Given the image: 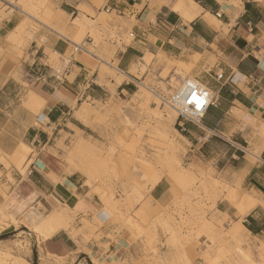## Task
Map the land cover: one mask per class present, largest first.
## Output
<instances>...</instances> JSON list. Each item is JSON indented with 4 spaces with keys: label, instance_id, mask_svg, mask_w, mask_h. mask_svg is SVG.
Returning <instances> with one entry per match:
<instances>
[{
    "label": "crops",
    "instance_id": "1",
    "mask_svg": "<svg viewBox=\"0 0 264 264\" xmlns=\"http://www.w3.org/2000/svg\"><path fill=\"white\" fill-rule=\"evenodd\" d=\"M0 2L8 7L0 11V153L9 164L0 161V222L6 223L0 240L24 232L37 264L46 255L72 264L90 259L89 251L99 261L117 258L119 250L112 249L114 243L106 237L101 243L110 246L102 256L97 240L84 242L81 235H71L63 226L69 218L66 209V215L56 216L61 226L44 246L29 225L59 205L78 215L100 208L83 176L65 172L56 141L64 132L81 131L77 112L84 102L113 94L124 98L146 85L142 81L147 71L141 67L151 56L178 62L213 94L200 120L181 121L178 129L189 144L190 161L214 170L236 190V197L216 200L215 218L230 217L246 234L264 237V205L256 202L246 214L239 213L249 202L246 197L264 202V0H192L189 17L174 7L177 0H52L59 17L56 29L41 23L34 31L24 25L23 46L9 35L24 22L25 12L10 0ZM91 30L100 46L94 44ZM111 30L117 39L109 40ZM77 44L82 47L75 49ZM29 91L41 98L40 121L20 101ZM20 143L28 149L19 169L10 157ZM168 190L161 179L150 188L149 199L165 204L171 199ZM79 201L83 203L78 209ZM139 216L132 215L137 225ZM120 249L125 256L128 250Z\"/></svg>",
    "mask_w": 264,
    "mask_h": 264
},
{
    "label": "rangeland",
    "instance_id": "2",
    "mask_svg": "<svg viewBox=\"0 0 264 264\" xmlns=\"http://www.w3.org/2000/svg\"><path fill=\"white\" fill-rule=\"evenodd\" d=\"M10 1L27 15L24 22L9 35L20 46H23L24 25L34 31L40 29L41 23L56 29L55 22L59 17L56 16L52 0ZM7 8L0 2V11ZM73 23L83 28L77 20ZM61 32L64 34V31ZM89 34L94 44L100 46V38L96 33L91 30ZM107 37L109 40L117 39L113 30ZM73 40L80 41L79 38ZM151 58L147 57L145 63L148 65L141 67L142 71H147L142 82L166 100L174 95L181 82L194 78L176 61L174 64L169 63L170 59L165 57ZM113 70L107 69L115 74ZM140 87L138 85L137 90ZM28 94L20 101L37 113L41 120L42 115L37 109L40 106L38 99L33 98L30 91ZM155 100L158 99L140 102L136 100L135 93L124 98L113 94L108 99L86 101L80 106L77 116L81 131L64 132L56 141L59 158L66 166V173L76 172L83 176L89 188L88 193H96L100 208L102 196H111L115 211H102L98 208L93 214L78 215L73 209L59 205L47 210L48 215L61 217L62 214L66 215L62 209H66L69 218L64 228L71 235H81L84 242L90 238L97 240L98 246L103 249L102 256L110 243H101V237L114 243L111 248L119 250L115 254L117 258L103 257L100 264H264V237H254L238 230L244 241L237 244L231 238V232L228 233L235 224L231 223V218L217 219L213 215L216 200L227 196L226 191L230 185L214 170L199 168L198 164L190 161L189 144L178 129L177 113H174L173 120L168 121V127H162L160 121L167 116V108L163 106L162 100ZM34 125L39 126V123L35 120ZM168 134L173 135L179 144L178 151L172 155L166 141ZM77 138H82L90 148L76 150ZM20 144L18 151L10 157L19 169L25 159L19 156ZM2 156L6 157L1 152L0 161L8 167L9 164ZM167 165L173 168L179 165L180 169L187 170L190 177L182 175L170 178L164 172ZM160 171L164 172L162 179L167 183L171 196L165 204L152 203L149 199L151 186L148 179L153 172ZM82 203L79 201L78 209ZM100 212L102 216L99 217ZM133 214L141 217V231L131 224L132 220L129 222ZM96 217H99L98 221ZM2 227H6V223H0V231ZM30 232L36 234L31 228ZM24 235V232H13L0 240V259L3 262L26 264L28 261L37 264L31 254L32 242L22 238ZM35 236L41 245V238ZM210 238L214 240L213 243ZM120 248L128 250L125 256L121 255ZM89 255L90 259L80 258L72 264H94L91 259L95 257L91 256L90 251ZM95 259L99 260V257ZM40 261L41 264H69L65 258L51 255L41 256Z\"/></svg>",
    "mask_w": 264,
    "mask_h": 264
},
{
    "label": "bare ground",
    "instance_id": "3",
    "mask_svg": "<svg viewBox=\"0 0 264 264\" xmlns=\"http://www.w3.org/2000/svg\"><path fill=\"white\" fill-rule=\"evenodd\" d=\"M174 7L176 9H178L182 14H184V16L186 17H189L188 15V11L191 7H194L193 6V2L192 0H177V3L174 5ZM61 32V31H60ZM60 32H58L60 34ZM62 34V33H61ZM71 40V39H70ZM73 40V39H72ZM74 42V40H73ZM72 42V43H73ZM74 46V45H73ZM84 53V52H83ZM97 56V55H96ZM63 58V57H61ZM65 58V57H64ZM62 61V60H61ZM67 61V60H66ZM63 62V61H62ZM61 64V63H60ZM115 66V65H114ZM113 66V67H114ZM60 67V66H59ZM115 69V67H114ZM187 78V77H186ZM120 81V79L118 80ZM188 81H192L191 78H189L188 80H184V82H188ZM179 86H181V83L177 86V88H179ZM176 88V90H177ZM206 89V88H205ZM208 92V91H207ZM176 93V92H175ZM174 93V94H175ZM30 94L31 96L34 98L36 97V100L39 102V104H41V98L38 97L37 94H35L33 91H30ZM135 96H136V100H140V102H146L148 101L149 99H154V98H157L158 100H155V102H159V99L163 101V106L167 108V116H164L165 119H163L162 121H160L162 127H168V121H171L173 120V117H174V113L177 112V109L176 107H174V105L171 104L170 102V99L169 100H166L164 99L162 96L160 95H157L154 91H152L148 86L142 84L141 87L137 90V92L135 93ZM87 118V117H86ZM39 121H40V118H39ZM163 131V130H162ZM166 132V130L164 131V133ZM176 133H178L179 135H181L177 130H175ZM175 136V135H174ZM182 136V135H181ZM166 141H167V145H168V148H169V151L171 153V155L175 152L178 151V148H179V144H178V141H176V138L173 137V135L171 134H168V136L166 135ZM21 145V149H22V154H20L19 156L20 157H23L24 154L27 153V147L26 145H23V144H20ZM87 148H90L88 147V143H86L82 138L78 139L77 140V145L75 147L76 150H87ZM22 155V156H21ZM166 167V170L164 171L165 173L167 172V174H169V177L171 176L172 178H178V177H181L182 175H185V176H188L190 177V175L186 172L187 170H183V169H180L179 165L178 167L176 168H173L172 165H167L165 166ZM164 172L162 173V171L160 172H153L150 176V178L148 179V182H149V185L152 187L154 186L155 184H157L161 179H162V176L164 174ZM208 172V171H206ZM168 176V175H167ZM170 177V178H171ZM192 179V178H191ZM238 184V183H237ZM234 188H237V187H234ZM228 191L227 192V198H234L236 197V190L235 189H232L231 187H229V189H227ZM244 191V190H243ZM248 194V193H247ZM250 194V193H249ZM250 196V195H249ZM251 197V196H250ZM250 197H246V199H249V202L246 203H243L241 205V208L239 209V213L240 214H246L247 210L249 209L248 207H250L252 204H255L256 202H259L260 204L264 205V202H260L259 200H256L255 198H250ZM156 208V207H155ZM102 211H115V207H114V204L112 202V198L111 196H102V206L101 208ZM157 209V208H156ZM238 211V210H237ZM238 213V212H237ZM57 216V215H56ZM55 215H52L50 217V215H48V211H46V213L44 215H42L41 218H39L38 221H32L31 224L29 225V228H31L36 234L35 235H38L40 238H41V242L43 244V246L45 245L46 241L48 240L49 236L51 235V233H53L55 231V229H58L59 226H61L60 224L57 223V217ZM102 216V213L100 212L99 214V217ZM242 216V215H241ZM15 217V216H14ZM99 217H96L95 220H97ZM130 218V217H129ZM11 220L13 222H15V220L13 218H11ZM132 220V221H131ZM98 221V220H97ZM131 221V224L132 225H135V227H137L140 231H141V228L139 225H137L136 221L134 220V218L132 217L129 222ZM30 222V221H29ZM1 223V222H0ZM12 223V222H11ZM235 223L228 233L231 232L232 236L231 238H233L237 244H240L242 241L241 238V235L239 234L238 230L239 231H242L243 233L246 234V229L237 221V222H233ZM64 227L66 226L63 225ZM90 226V225H89ZM88 226V227H89ZM87 227V226H86ZM92 228V227H91ZM135 230V229H134ZM140 234V233H139ZM230 234V235H231ZM219 235V234H218ZM217 236L213 237V238H216ZM232 239V240H233ZM210 240H212V238H210ZM217 240V239H216ZM215 240V242H216ZM214 242V243H215ZM232 244V242H231ZM230 244V245H231ZM236 245V243H234ZM237 246V245H236ZM209 247V246H208ZM207 248V247H205ZM237 248V247H235ZM239 248V247H238ZM238 250V249H237ZM240 250V248H239ZM205 251V250H204ZM2 256V254H1ZM0 256V257H1ZM248 261V260H247ZM101 262L99 260L97 261H94V264H100ZM248 263V262H247ZM0 264H7L5 262H3L2 258L0 259ZM9 264V263H8ZM240 264V263H239ZM250 264V263H248Z\"/></svg>",
    "mask_w": 264,
    "mask_h": 264
},
{
    "label": "built area",
    "instance_id": "4",
    "mask_svg": "<svg viewBox=\"0 0 264 264\" xmlns=\"http://www.w3.org/2000/svg\"><path fill=\"white\" fill-rule=\"evenodd\" d=\"M80 47L82 46L77 44L75 49ZM193 97L201 102L200 106L195 104ZM212 97L213 94L208 93L195 77L192 81L181 82V86L170 98L171 104L177 109V123L181 126V121L198 122L212 103Z\"/></svg>",
    "mask_w": 264,
    "mask_h": 264
},
{
    "label": "snow or ice",
    "instance_id": "5",
    "mask_svg": "<svg viewBox=\"0 0 264 264\" xmlns=\"http://www.w3.org/2000/svg\"><path fill=\"white\" fill-rule=\"evenodd\" d=\"M237 7H238V5H237ZM193 101L195 102V104L197 106H200L201 102L198 99H196L195 97H193Z\"/></svg>",
    "mask_w": 264,
    "mask_h": 264
},
{
    "label": "trees",
    "instance_id": "6",
    "mask_svg": "<svg viewBox=\"0 0 264 264\" xmlns=\"http://www.w3.org/2000/svg\"><path fill=\"white\" fill-rule=\"evenodd\" d=\"M178 125V124H177ZM179 126V125H178ZM35 264V263H34Z\"/></svg>",
    "mask_w": 264,
    "mask_h": 264
}]
</instances>
